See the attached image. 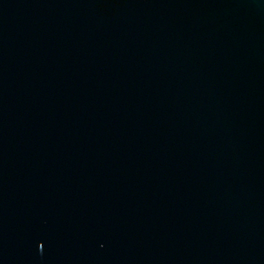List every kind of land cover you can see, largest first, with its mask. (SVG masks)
I'll use <instances>...</instances> for the list:
<instances>
[{
	"label": "water",
	"instance_id": "95a60500",
	"mask_svg": "<svg viewBox=\"0 0 264 264\" xmlns=\"http://www.w3.org/2000/svg\"><path fill=\"white\" fill-rule=\"evenodd\" d=\"M0 264H264V0H0Z\"/></svg>",
	"mask_w": 264,
	"mask_h": 264
}]
</instances>
